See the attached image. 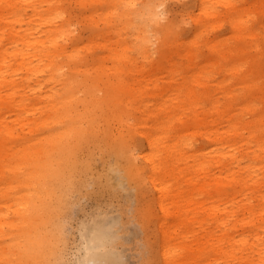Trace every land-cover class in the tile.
Returning <instances> with one entry per match:
<instances>
[{
    "label": "bare ground",
    "instance_id": "obj_1",
    "mask_svg": "<svg viewBox=\"0 0 264 264\" xmlns=\"http://www.w3.org/2000/svg\"><path fill=\"white\" fill-rule=\"evenodd\" d=\"M71 3L81 13L72 12ZM104 3L105 9L95 7ZM255 3L264 13V0ZM132 4L0 0V264L51 261L55 231L46 212L57 185L65 190L71 183L68 158L100 128L117 136L115 152L129 177L148 179L154 188L163 264H264V109L258 112L256 103L259 96L264 107V39L249 22L255 6L199 0L191 15L196 28L183 39L171 21L164 32L151 29L160 22V1L143 0L136 10ZM81 23L92 36L82 39L72 29ZM224 23L233 34L207 36L211 53L202 59L201 40ZM131 27L137 55L126 39ZM153 35L159 47L148 52ZM100 48L106 51L95 54ZM218 73L225 77L213 86ZM240 85L244 103L236 113ZM137 112L148 129L135 128ZM248 113L254 119H245ZM137 132L145 136L147 165L137 163ZM199 136L209 145L197 143ZM245 158L251 172L240 173L232 163L241 167ZM242 211L247 215L239 218ZM99 259L94 264H112Z\"/></svg>",
    "mask_w": 264,
    "mask_h": 264
},
{
    "label": "rangeland",
    "instance_id": "obj_2",
    "mask_svg": "<svg viewBox=\"0 0 264 264\" xmlns=\"http://www.w3.org/2000/svg\"><path fill=\"white\" fill-rule=\"evenodd\" d=\"M142 1L132 0L134 10L142 5ZM156 1L162 3L157 9L161 13V18L159 24H154L151 29H160L161 32H164L168 26V21H171V23L177 24L176 30L178 29L181 37L188 39L196 28L191 15L198 13L199 0ZM236 1L239 5L246 2L250 6H255L250 12L249 22L255 30L260 31V41H262L264 39V13L256 8V3L252 5L253 1L256 0ZM95 7L102 10L106 6L104 3L97 4ZM219 8L223 11L226 9L223 4H219ZM70 10L75 14H79L83 9L78 4L71 3ZM89 10L87 9V11ZM76 26H78V29H76ZM73 28L81 35L82 39L92 36V29L89 28L87 23L72 26ZM127 32L126 39L131 45V53L137 55L140 48L135 39L136 30L131 27ZM232 34L233 30L230 23H224L219 28L210 31L209 35L206 34L199 45L200 57L205 59L211 53L209 47L205 45L204 39L207 36L211 38L227 37ZM233 40L234 38L230 39V43L234 44L235 41ZM158 47L157 37L153 35L148 52H155ZM262 48L264 49V45ZM105 51L100 48L95 54L104 53ZM257 52L256 49L252 50V54ZM154 54L156 55V53ZM87 57L92 61L94 55H87ZM156 57L159 58V54ZM139 59L141 62L145 61L142 56ZM261 67L264 70V56ZM216 76V79L211 81L213 86L225 77L223 73H218ZM142 77L147 78L148 76L141 75ZM0 78H2V75H0ZM233 81L235 80L233 79ZM243 90L242 85L237 89L242 99H238L236 113H240L244 103L242 101L244 99ZM218 95L224 100L223 93ZM31 96H33L32 93ZM256 103L261 106L258 111L261 112L264 109L261 97H257ZM136 115L137 117L134 119L135 128L139 131L148 129L147 123L144 126L137 120L141 116L140 113L137 112ZM254 115L255 113H248L244 116L245 119L252 120ZM100 119L102 123L105 122L103 116ZM148 120L149 123L153 122L151 118ZM112 123L117 133L119 124L117 122ZM193 130L192 128L191 131ZM134 134L136 135L134 140L137 143L139 142L137 163L147 165L148 162L141 155L143 151L148 150L145 136L142 132ZM115 137L117 136H109L104 129L100 128V130L88 136L87 140L78 146L75 153L68 158L66 169L68 174L71 175L68 183H71L66 186L65 190L57 185L58 192L46 212L49 216V228H53L55 231V238L52 237L56 241L52 259L46 264H94L100 261L99 256H106L112 264H163L161 219L157 218V214L161 215V209L155 199L154 188L148 179H141L142 182H140L136 178L129 177L122 159L118 158L115 152L117 150ZM197 143L209 145V140L199 136ZM250 153L251 155L255 154L253 150ZM249 160L248 158L243 159L241 167L237 165L238 162L236 161L232 163V166L237 170L240 169V173L251 172L245 166L249 163ZM182 163H180V167ZM214 171L221 172L219 169H214ZM263 172H260L259 175H262ZM222 174H226V172H222ZM257 176L255 174V177ZM138 183L140 186H138ZM239 187H230L229 191L234 192ZM242 195L238 197L240 203L247 200ZM252 201L259 207L262 200L256 198ZM150 208L153 209V213L150 212ZM246 215L242 211L239 213V218ZM9 218L16 219L17 216L11 212ZM194 228L198 235H203L205 232L199 224H195ZM243 231L240 228L236 234ZM97 243H99V247L94 249L93 244ZM92 252L95 255L90 256ZM253 256L257 258L259 254L255 253Z\"/></svg>",
    "mask_w": 264,
    "mask_h": 264
}]
</instances>
